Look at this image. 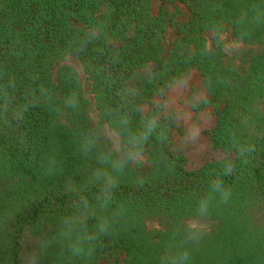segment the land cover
<instances>
[{"label":"trees","instance_id":"16d2710c","mask_svg":"<svg viewBox=\"0 0 264 264\" xmlns=\"http://www.w3.org/2000/svg\"><path fill=\"white\" fill-rule=\"evenodd\" d=\"M158 1L0 0V264H264V0ZM194 70L226 157L188 171L155 101Z\"/></svg>","mask_w":264,"mask_h":264},{"label":"rangeland","instance_id":"374dc122","mask_svg":"<svg viewBox=\"0 0 264 264\" xmlns=\"http://www.w3.org/2000/svg\"><path fill=\"white\" fill-rule=\"evenodd\" d=\"M154 10L158 13L160 2L152 0ZM176 9H179V14H176ZM168 12L170 19L173 21L167 31V50L172 48V45L179 39L176 22L183 23L186 21L188 14L183 5L169 6ZM205 37L208 41L209 49L214 48L215 34L212 32L206 33ZM232 39L230 34L226 36ZM68 63L78 70L81 76L85 79L86 89L91 90L87 76L81 63L73 57L68 59ZM202 77L200 72L194 70L183 82L172 88L165 101L157 99L156 106L163 105L166 112L170 113L175 123V142L176 151L187 160L186 169L188 171H197L206 163L218 161L226 157L225 153L213 150L210 146V136L208 132L215 127L217 117L212 107L195 112L192 106L207 98V93L202 89ZM93 100V96L90 94ZM109 136L114 142L117 149L121 148V140L118 135L109 132ZM149 229H159L155 224H149ZM125 257L120 258L122 262ZM108 260V259H107ZM107 260H103L104 264Z\"/></svg>","mask_w":264,"mask_h":264}]
</instances>
